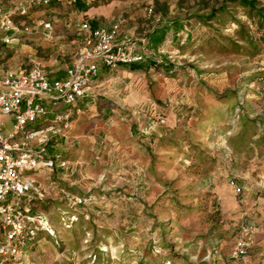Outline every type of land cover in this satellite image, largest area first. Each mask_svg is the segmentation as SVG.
<instances>
[{
  "label": "rangeland",
  "instance_id": "374dc122",
  "mask_svg": "<svg viewBox=\"0 0 264 264\" xmlns=\"http://www.w3.org/2000/svg\"><path fill=\"white\" fill-rule=\"evenodd\" d=\"M248 29L255 43H241L247 56L210 47L172 72L158 64L145 74L103 73L96 102L80 105L72 120L77 138L61 148L78 173L30 176L43 184L58 177L61 186L91 197V205L69 229L61 197L31 206L47 215L56 234L40 235L26 264H264L263 218L253 222L258 234L248 257L231 259L251 192L236 195L227 176L234 171L236 181L247 182L238 176L244 170L240 135L250 139L246 158L263 151L256 136L264 134V91L257 81L264 75L263 32ZM207 34L201 28L198 43ZM201 82L218 95L237 96L201 102ZM147 114L169 126L154 148L143 137ZM0 124L5 135L12 132L11 116H0ZM262 191L252 194L255 208L264 207Z\"/></svg>",
  "mask_w": 264,
  "mask_h": 264
},
{
  "label": "built area",
  "instance_id": "2783aa9c",
  "mask_svg": "<svg viewBox=\"0 0 264 264\" xmlns=\"http://www.w3.org/2000/svg\"><path fill=\"white\" fill-rule=\"evenodd\" d=\"M57 1L74 3V0ZM51 2L29 0L8 11L0 9V33L4 35L1 41L7 45L19 42L20 35L29 34V29L19 25L18 19L28 15L29 6L46 7ZM148 13L155 23H160L161 18L155 14L152 4ZM121 24L111 29L94 28L90 22L79 24L85 32L83 45L75 62L66 68L65 79L51 80L45 63L33 57L17 72L0 73V116L13 118V130L9 135L4 134L0 124V264H26L25 256L39 231L55 236L47 215L32 212L30 207L35 199L58 196L70 209L91 203V197L71 193L56 182L43 184L30 176L69 168L61 154L51 156L49 149L56 139H66L71 130L73 110L61 112V108L74 107L87 98L97 97L94 79L99 63L115 72L121 66L144 61L147 39L119 42ZM43 26L47 30L52 28L50 23ZM260 82L264 87V78ZM41 120H44L42 124ZM155 126L153 122L148 123L146 132ZM229 184L236 195L242 194L243 188L235 179ZM260 188L264 189V174L260 177ZM255 243V224L245 219L239 225L231 259L244 260Z\"/></svg>",
  "mask_w": 264,
  "mask_h": 264
},
{
  "label": "crops",
  "instance_id": "0c3cea01",
  "mask_svg": "<svg viewBox=\"0 0 264 264\" xmlns=\"http://www.w3.org/2000/svg\"><path fill=\"white\" fill-rule=\"evenodd\" d=\"M28 1L0 0V9L8 11ZM194 3V0L190 2L192 6ZM150 4L154 6L157 15L159 14L162 17L163 22L172 21V19L176 18L173 17L175 12H178L179 19L186 27L194 26L195 24L194 21L187 18V15L180 14V12H186L185 9H182L183 6L185 7L188 4L186 0H153L152 2H149V0H74L72 5H68L65 1L52 0L47 7L29 6L28 15L18 19L17 23L19 25L29 29V34L20 35L19 42L9 45L4 44L1 41L4 35L0 33V73L2 74L4 71L17 72L29 63L30 57H33L45 63L51 80L66 77V68L75 62L83 45L85 32L78 27L79 24L90 22L94 28L111 29L115 24L121 22L118 41L122 42L126 39L137 41L146 38L148 33L158 26L147 13V8ZM46 23L51 24V30L45 29L43 25ZM157 53L165 56L171 52L165 47H161ZM195 56L192 54L178 55L174 58V61L176 59L177 61H183L181 63L185 64L187 60H191ZM183 67L185 66L183 65ZM147 70V68L144 70H132L125 66L119 68V73L123 72V74L127 75L133 72H140L145 74L148 73ZM194 70L196 69L194 68ZM105 71L108 70L99 63V72L94 79L96 95ZM46 106L49 107V103H46ZM64 110L61 108V112ZM43 122L44 120H41L40 124ZM75 135L74 126L72 125L68 137L64 139L63 147L68 143L74 142L75 138H77ZM240 136L243 143L239 150L244 156L241 155L239 161L243 163L244 170L239 172L238 176H240V181L245 180L247 182H244L245 184L243 183V185L237 182L243 188V193L251 190L247 199H244L248 205L244 214L248 216L246 219L257 223L262 218L264 219V207L255 208L254 195L252 194H257L259 191L263 192V189L261 190L260 188V177L264 174V134L259 133L256 135L259 140H263V151L258 153L255 159L251 157V160L245 157V153H247L246 147L249 148L248 141L250 139L244 133ZM58 145L57 142L53 141L52 148L54 146L58 147ZM95 155H98V153ZM227 176L230 180L237 178L234 175V171H230ZM56 178L52 182H56L58 177ZM262 196H264V193L260 194V197ZM257 234L258 230H256Z\"/></svg>",
  "mask_w": 264,
  "mask_h": 264
},
{
  "label": "trees",
  "instance_id": "16d2710c",
  "mask_svg": "<svg viewBox=\"0 0 264 264\" xmlns=\"http://www.w3.org/2000/svg\"><path fill=\"white\" fill-rule=\"evenodd\" d=\"M186 1L190 6H183L182 9H185L186 12H180V14L187 15V18L189 20L194 21V26L190 25L186 27L181 19H179L178 12H175L173 16L176 18L168 22H163L162 17L158 14L161 18L160 23H158V26L156 28H153L146 37L148 45L145 48L144 61L126 65L127 67L132 70H144L145 68H147V71H151L154 67H158L159 64L162 68L166 69L169 72H172L178 70L179 68H185L183 67L184 64L181 63L183 61H177L176 59L174 61V58L176 56L183 54H201L202 52H205L204 49L207 50L210 47H212L211 51L220 52L222 54H226L227 51L233 50L236 54L242 55L244 52V55L247 56V53L249 51L247 50V48L242 47L241 43H245L246 45L255 43L254 35L248 29V27L252 28L253 26H256L258 31L263 32V34L261 35V41L264 42V0H217L216 2H210V0H194L195 3L193 4V6L192 4H190V2L193 0ZM149 2H152V0H149ZM155 14L157 13L155 12ZM148 15L150 16L149 13ZM151 18L153 17L151 16ZM247 24H249L248 27ZM201 28L207 29L208 33L207 35L201 37V39L203 40L202 44L204 45V48L202 44L198 43L200 41L198 32ZM225 32H230L232 34L225 35ZM161 47H165L171 53H167L165 56L159 55L157 52ZM260 55H262V59L264 60V51H262ZM107 70L109 72H113L109 69ZM195 73L197 74V72ZM261 78H264V75L260 76L257 81L259 82L261 89L264 91V87L260 82ZM61 79H65V77ZM201 84L202 86L199 88L200 95L198 96V99L201 102H204L206 99L213 100V98H211L212 96L220 101H225V98L229 99L232 96H237L236 91H228L225 92L226 95H218L217 90H209L207 89L206 85L203 84V82H201ZM207 90H209L208 92H210V94L207 92ZM96 100L97 98H87L74 107L65 109V111H68L70 109L73 110L74 118V115L80 112V110H78L80 105L94 103L96 102ZM138 111L140 114L142 112H145L142 111V109H139ZM146 117L148 119V123L153 122L156 124L155 127L148 129V132H144L143 134V137L147 141H149L150 147L154 148L157 145L158 141L169 134V126L167 125L166 120L163 117H154L155 119H152V117H148V114L146 115ZM161 120L165 121V123L161 124ZM64 139L65 138H59L54 141L59 145L58 147L54 146L53 148L51 146V148L49 149V155L52 156L61 154L63 156V154L61 153V147H63L62 144L65 142ZM68 163L69 168L67 170L58 169L56 172L61 174L68 173L70 176L77 174L78 172L76 167L71 165L70 161H68ZM56 183L58 184L57 181ZM58 185L59 187L65 188L71 193H75L70 189L61 186L60 184ZM38 201L40 200L35 199L33 205H35ZM90 205L91 203L85 206L70 209L68 207V204L65 202V207L68 210L66 211V213L71 214H67V217L62 218L65 222V228L69 229L71 223L78 221V215L83 214L82 209L88 208ZM32 212H35V210H32ZM72 217H75L76 220L72 221ZM50 223L55 230V227L53 226L51 221ZM42 234L51 237L45 231H39L38 236L32 243L30 249L36 246L39 237Z\"/></svg>",
  "mask_w": 264,
  "mask_h": 264
}]
</instances>
